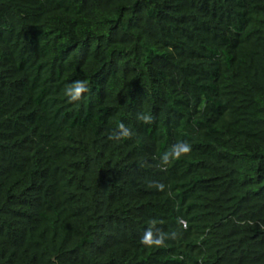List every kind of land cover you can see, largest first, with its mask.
Returning a JSON list of instances; mask_svg holds the SVG:
<instances>
[{"label":"trees","instance_id":"16d2710c","mask_svg":"<svg viewBox=\"0 0 264 264\" xmlns=\"http://www.w3.org/2000/svg\"><path fill=\"white\" fill-rule=\"evenodd\" d=\"M0 264H264V0H0Z\"/></svg>","mask_w":264,"mask_h":264},{"label":"clouds","instance_id":"9594fccd","mask_svg":"<svg viewBox=\"0 0 264 264\" xmlns=\"http://www.w3.org/2000/svg\"><path fill=\"white\" fill-rule=\"evenodd\" d=\"M88 91V84L83 80H73L65 86L63 89L64 96L69 102L79 101L84 94ZM147 119V117H145ZM123 127V126H121ZM127 134V133H125ZM190 151V146L186 143H178L174 145L169 151L164 152L160 156V162L163 165H166L170 159L179 158L182 154H185ZM159 187H163L159 185ZM143 243H160L159 240L151 241L150 234L146 233L142 238Z\"/></svg>","mask_w":264,"mask_h":264}]
</instances>
